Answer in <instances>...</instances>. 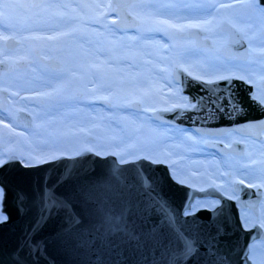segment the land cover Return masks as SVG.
Here are the masks:
<instances>
[{
  "label": "rangeland",
  "instance_id": "obj_1",
  "mask_svg": "<svg viewBox=\"0 0 264 264\" xmlns=\"http://www.w3.org/2000/svg\"><path fill=\"white\" fill-rule=\"evenodd\" d=\"M250 3L251 0H135L132 2L131 10L138 18L139 25L130 28L132 30H127L117 25L119 17L115 11L119 9V0H116L108 10H105L107 0H102L101 3L98 0H53L52 2L43 0L39 5H54L46 9L31 7L32 0H28V6L31 9L28 10L27 25L28 28L31 27L29 37L32 44V46L29 45V50L32 52L33 46L35 51L37 47L47 46V49H51L52 52H46L45 59L52 61L56 59V62L67 51L66 54L71 57L72 62L71 67L67 68L68 71L56 68L58 72L55 74L63 76V79L55 81H62L64 85L52 97L36 101L29 99L26 102L31 111L36 112L38 108L44 106L56 108L58 104L62 105L66 102L80 107V110L89 105L87 100L85 101L88 95L79 94L78 90L84 88L77 81L80 77L86 78L80 68L87 65V73L90 77L86 86L100 83L103 89L113 95L112 101L108 96L101 98L104 101H110V105L106 107L118 115L123 112L121 105L127 104V112H133L137 117L139 116L142 119V126L136 129L127 117L116 116L119 123L117 134L108 127L109 119L101 123L96 122L95 125H101V128L92 125L93 127L88 128L86 132L78 133L73 126L44 121L42 124L35 123L33 129L23 131L22 139L21 134H16L14 130H5L3 134L0 133V157H5L11 151L17 153L23 161L33 163L41 157V154L35 153L39 144L45 143L48 135H61L68 136V140L73 142L71 150H75L76 155L84 149H89L96 154L99 152V156L102 157L114 155L121 164L122 158L129 162L143 157L152 162L159 161L157 163L167 165L173 179L178 183L197 189L210 186L214 172L213 156H210L209 164L192 163L186 158L182 160V152L164 150L167 139L162 133L163 126H169L171 128L169 131L175 133L177 137L183 135L186 128L158 124L153 119L152 113L157 109L190 105L188 96L181 93L180 85L172 77L174 66H179L187 73L207 81L229 76L244 79L253 85L255 98L264 104V16L254 13L249 7ZM57 4L60 6L59 9L56 7ZM68 8L71 10L70 13L66 11ZM224 21L229 22L244 34L250 51L247 61L229 60L218 52V48L229 39L228 34L220 30V25ZM180 24L184 25L183 29L178 27ZM171 25H177V27H171ZM189 28L207 31L203 37L209 39L213 47L194 46L191 40L193 38L185 35ZM85 29H87L86 32ZM44 30H56L57 33L52 38L51 35L45 36L39 33ZM11 31L14 33V28H11ZM92 32L96 36L100 33L103 35L104 43L102 42L101 53L105 59L103 64H101L99 53L96 54L95 61L93 58L84 60L82 55L80 61L77 60L79 53L82 54L84 51L93 53L98 50L97 43L90 44V49L86 45V47L83 46L84 33ZM64 36H69L68 49L57 51V47L61 44L60 40ZM98 42L101 41L98 40ZM80 63L84 66L79 67ZM214 65L222 66L220 69L222 75H210ZM64 66L67 67V65ZM74 74H79L80 77L69 83L68 79H71V75ZM43 84V81L39 80L29 82L28 86L32 88ZM177 93L181 96V102L173 104L172 100ZM92 97H98V94L97 96L93 94ZM134 102H138L141 109L134 108ZM188 130L192 132L187 140L189 145L196 144L207 148L205 142L212 138L196 134L191 129ZM18 138L20 141L17 140ZM261 145L264 150V140ZM185 155L188 153L183 156ZM244 161L245 159L230 161L231 165L228 168L233 169L234 179L237 181L243 179L247 183L259 179L264 184V166L260 167L262 177L255 178L248 172L241 173V170L236 168L235 165ZM193 203L199 206V209L213 206V200L210 198H196ZM247 220L249 225L251 220L249 216ZM250 250L249 258L253 264H264V243L254 244Z\"/></svg>",
  "mask_w": 264,
  "mask_h": 264
},
{
  "label": "snow or ice",
  "instance_id": "obj_2",
  "mask_svg": "<svg viewBox=\"0 0 264 264\" xmlns=\"http://www.w3.org/2000/svg\"><path fill=\"white\" fill-rule=\"evenodd\" d=\"M5 3L6 0H0V24L4 23L7 14ZM17 7L20 5L7 4L9 10ZM31 7L46 9L54 5L34 4ZM249 7L254 13L264 16V0H251ZM178 27L183 29L184 25ZM221 67L214 65L210 75H222ZM61 79L63 76L59 74L49 77V81ZM46 87H52V84L49 82ZM223 87L230 88L229 85ZM248 99L255 101L252 93H249ZM225 104L229 109L235 106L237 111L243 108L236 97L227 93L209 98V107L216 111L224 110ZM97 155L100 153L97 152ZM121 162L126 160L122 158ZM29 163L27 160L21 161L14 154L0 157V229L12 222L13 210L16 215H22L30 204L38 211L21 242L10 252L0 242V264H41L49 254L50 246L49 240L41 233L49 219L60 213L63 214L64 227L55 234L53 242L83 255L82 264H200L202 259L205 264H233L231 253L234 249L225 251L220 244L222 226L217 222V217L222 215L223 209L209 217V225H202L200 218L194 216L200 210L199 206L185 203L177 213L156 193L151 177L137 170L136 175L129 178V169H105L101 175L86 179L67 192L59 190L67 179L65 176H58L51 182L45 178L30 192L14 189L7 182L6 175ZM143 167L140 166L141 169ZM167 179L176 182L171 172ZM240 183L243 184L244 180L241 179ZM249 186H254L252 181H249ZM153 215L159 219L154 221ZM189 215L194 218L185 223L196 226V230H179L176 227L178 219ZM247 223L245 218L240 224L241 230ZM258 226L264 227V223ZM238 257L239 264H248L246 250H241Z\"/></svg>",
  "mask_w": 264,
  "mask_h": 264
},
{
  "label": "water",
  "instance_id": "obj_3",
  "mask_svg": "<svg viewBox=\"0 0 264 264\" xmlns=\"http://www.w3.org/2000/svg\"><path fill=\"white\" fill-rule=\"evenodd\" d=\"M42 1L43 0H32V4L39 5ZM121 1L122 5L118 10L119 19L117 25L124 29L137 27L139 25V20L131 15L125 8L131 5L135 0ZM220 30L227 33L229 39L228 42L223 43L218 48V52L229 60L247 61L250 57V51L244 34L227 21H224L220 25ZM206 33L207 31L198 28H190L188 30V37L195 39L196 45L199 48H212L213 45L211 41L209 39H203ZM16 44L17 43L11 39L9 45L12 47ZM172 76L180 85L182 93L188 96L190 106L157 109L152 113V117L155 121L173 126L188 127L200 135L209 137L236 131L245 136L262 138L264 132V104L257 98H255V101H250L248 99L249 93L253 95L255 93L253 85L249 84L244 79L234 76H229L227 79L220 78L212 81L203 80L187 73L179 66L173 67ZM223 85H229L230 88L226 89ZM225 93L236 97L243 105L242 110L237 111L235 106L229 109L226 104L222 111H216L214 108L209 107L210 97H220ZM0 104L3 108L8 104V99L4 92H1ZM133 107L138 110L141 109L138 102H134ZM217 107H219V105H217ZM205 109H207V111H205ZM174 117L175 119H173ZM17 120L28 129L33 127V117L26 111H19ZM205 146L214 149L216 144L213 140H207ZM220 146L223 152H232V149H225L223 145ZM237 146L239 148L241 147L240 145ZM141 165L144 166L142 169L140 168ZM109 168L129 169L130 171L127 173L129 178L135 176L137 170L141 171L143 175L151 177L153 185L156 187V193H159V197L167 201L177 213L181 211L185 203H193L196 198H205L215 195L214 189L211 186L205 189H197L178 183L177 181L173 183L168 180L167 176L170 170L165 164L153 163L143 157L121 164L114 155L109 154L102 157L89 149L82 150L71 159L61 157L56 161L43 163L37 166L16 168L6 175V180L14 186V189L19 188L25 192H30L32 187L40 184L45 178L51 182L52 179L58 176H65L67 179L60 186L59 190L67 192L71 191L82 181L101 175L103 170ZM243 187L244 194H246L249 188L242 184H236L237 191H241ZM156 193H150V195L155 196ZM222 198L223 205L218 209H200L194 216L200 218L202 225H209V217L214 212H220V210L223 209L222 215L217 217V222L222 226L220 244L223 250L227 251L228 249H234L231 253L233 264H239L238 254L241 250H246L248 253V264H253V261L249 258L251 244L257 239H263L264 233L259 226H256L250 231L241 230V221L235 203L226 200L224 197ZM239 202L242 203L243 207L249 206L248 202L243 199H240ZM258 204L259 201L255 200V202L250 205L256 213L259 211ZM37 214V209L30 204L22 215H16L13 210L12 222L8 223L3 229H0V242L3 243L9 252L21 242L24 232L36 219ZM62 217L63 214L60 213L50 218L41 233V235L49 240L50 244L48 249L49 254L44 257L41 264H44V261H47V264H82L84 260L83 255L53 242L56 239L55 234L64 227V220ZM193 218L192 215H189L182 219H178L176 227L179 230H196V226L185 223V221L192 220ZM152 219L155 221L158 220L159 217L153 215ZM204 230L214 231V229ZM200 264H205V260L202 259Z\"/></svg>",
  "mask_w": 264,
  "mask_h": 264
},
{
  "label": "bare ground",
  "instance_id": "obj_4",
  "mask_svg": "<svg viewBox=\"0 0 264 264\" xmlns=\"http://www.w3.org/2000/svg\"><path fill=\"white\" fill-rule=\"evenodd\" d=\"M52 2L53 0H49V2ZM99 3H101V0H98ZM8 3H14V4H18L20 5V7H17L15 9L9 10L7 8V4ZM59 4L56 5V7H60L58 6ZM133 4L125 7L126 10L133 16H135L132 13L131 10V6ZM31 9L28 6V0H6L5 3V11H6V18L4 20L5 24L10 23L12 28H19V27H24L25 29H22V31L19 30H14V33L9 30L8 32L3 29V27L0 26V59L6 60V61H13V60H17V59H25L28 58L30 59V64H28L26 67H18L16 68V70H11L6 68L4 74L2 75V77H0V89H6L9 90L11 92V96L12 98L10 99V107H9V112H13L16 110H21V111H27L30 114H34L37 117V124H42L44 123V121H53V122H60L62 123L64 126H73L76 128L78 133H83L86 132L88 128H92V125L97 124L96 122L101 123L102 120H110V124L108 125V127L110 128V130H112V132L117 134V129H118V121L116 120L117 117H127L130 121H132V123L134 124L133 126H136V129H138V127L140 128V126H142V119L137 115L133 114V112H127V104L121 105V107L123 108V112H121L120 114L117 115V113H113L111 110H109L106 106L110 105V101L113 100V95L112 93H108L107 90L103 89L102 85H100V83L98 84H94V85H90L89 87L86 86L85 87V91L87 94H90V97L87 99V103H89V105H87L86 107H82L80 110V107L75 106L74 104L70 103V102H66L65 104L62 105H67V107H61V104H58L55 107H42V108H38L36 110V112L31 111L30 107H28L26 105V102L31 99L33 101L36 100H44V99H49L50 97H52L56 91L59 90V88H61L64 83H61L59 81H49V77L52 75H55L56 72H58V70H56V59L54 61L52 60H46V52L47 46H42L44 47V49L40 52V54H38V52L35 51V46H33V51L31 52L29 50V45L32 46L31 44V38L29 37V29L28 28V20H29V15H28V10ZM59 9V8H58ZM67 12H71V10L68 8L66 9ZM136 17V16H135ZM15 18L18 19V21H15ZM137 18V17H136ZM138 19V18H137ZM3 23V24H4ZM5 27V25H3ZM27 25V26H26ZM127 30H132V29H127ZM87 31V29H85V32ZM51 32V33H49ZM8 33H11L12 36H18L20 38V43H18L15 47L13 48H8V47H4V40L7 39L8 37ZM20 33H28V34H20ZM39 33H43L45 36L46 35H51L52 38L56 35L57 31L56 30H44V31H40ZM101 36H103L101 33L100 35H97L95 33H91V35L88 37V39L83 38L84 40V47L87 46V44L89 43H97L99 44V48L98 50H95V52H83V56L84 58H86V56H88L89 59L92 60V58L95 60H97V53L100 54V58H101V64L104 63L105 59H104V55H102V51H103V46H102V41H101ZM98 40H100L101 42L99 43ZM86 45V46H85ZM80 55H78L77 60L78 62L80 61ZM40 60V61H39ZM86 60V59H85ZM44 64V66H43ZM51 64L54 66H51ZM74 64V63H73ZM87 64V63H86ZM81 63L79 64V67L84 66L81 65ZM46 66V68H45ZM50 67V68H49ZM27 69V70H26ZM79 69V68H78ZM82 69L84 76L86 77V79L81 78L79 74H74L71 75V79L69 83L75 81L76 79H78L80 77L79 82H84L86 83V81L88 82V77H90V74L87 73V65L84 66V68H80ZM39 70V71H37ZM40 70H42L44 76L42 78L41 81H43V85H36V87H29L28 84L29 82H35L38 81V79H32V80H28L27 83L25 82V74L26 73H38L40 72ZM37 71V72H36ZM66 71V70H64ZM89 76H88V75ZM9 82H12V84H9ZM52 84V87H46V84L48 83ZM32 86V85H31ZM97 96L98 97H92V95ZM179 93H177L175 96V99H173V104H179V102H181V96L178 95ZM109 97L110 101H104L103 99H101L102 97ZM86 101V100H85ZM109 102V103H107ZM125 109V110H124ZM134 109V108H133ZM136 110V109H134ZM138 111V110H137ZM135 113V112H134ZM117 116V117H116ZM82 120V122H80ZM0 123H3L5 125V130L9 131V130H14V132L18 135H20L23 131H25L23 128H21V126H11L10 123H8V121L5 119V115L2 113L1 109H0ZM75 124H77L75 126ZM166 125V124H165ZM96 126V125H95ZM101 125L96 126V128H101ZM171 126V125H170ZM181 127V126H178ZM164 130L162 131V133H164V135L166 136V142L164 144V150H173V151H179L182 152V154H187L183 156L182 155V160H184L185 158L188 159L190 162L192 163H199V162H205L207 164H209L211 162V157L213 156V149L210 148H205V147H200L196 144L194 145H189V141L187 142L188 138L191 137V133L188 129V127H184L186 128L185 133L183 135H180L179 137H177V135L171 131V128L169 126H163ZM188 128V129H187ZM168 130V131H167ZM170 130V131H169ZM193 130V129H191ZM5 132V131H4ZM170 132V133H169ZM197 133V132H196ZM16 135V136H18ZM21 139L22 134L20 135ZM196 139V138H195ZM18 141H20V139H17Z\"/></svg>",
  "mask_w": 264,
  "mask_h": 264
},
{
  "label": "flooded vegetation",
  "instance_id": "obj_5",
  "mask_svg": "<svg viewBox=\"0 0 264 264\" xmlns=\"http://www.w3.org/2000/svg\"><path fill=\"white\" fill-rule=\"evenodd\" d=\"M8 2H9V0H8ZM115 2H116V0H107L105 10H108V8H110L112 6V4ZM119 2H120L119 9H120V7L122 5V3H121L122 1L119 0ZM118 10L115 12L117 13V15L119 17ZM101 14H103L102 11H101ZM15 21H18V19L15 18ZM3 25H5V27L2 26V24H0V26L3 27V29H5L7 32L9 30H11V28H12L10 23H8V24L4 23ZM22 29H25V28L24 27H22V28L21 27H19V28L15 27L14 28V30H19V31H22ZM20 34L26 35L27 33H20ZM84 35H85L84 38L88 39V37L91 35V33H84ZM185 35L188 37V31L185 33ZM208 37H209V35H208ZM11 39H13L17 44L20 43V41H21L18 36H12L11 33H8L7 39H5L3 41L4 47L13 48L17 45L16 44L15 46L11 47L9 45ZM203 39H205V37H203ZM191 40H193L194 46L197 47L195 39H191ZM101 41L104 43V38L102 36H101ZM68 42H69V36L62 37V39L60 40L61 44L59 47H57L56 50L57 51H63L64 48H66V50H67L68 49V46H67ZM90 44L92 45V42L87 44V48H89V49L91 48ZM43 49H44V47H42V46L37 47L36 52H38V54H40V52ZM46 49H47V47H46ZM47 52H52V51H51V49L50 50L47 49ZM66 52L63 53V56L60 57V60L58 62H56L55 66L57 68H62L63 70L68 71L67 68L71 67L72 62H71V57L69 55H67ZM79 55L80 56L82 55V58L84 60L88 59V56H86V58H84L83 53L82 54L79 53ZM30 63H31L30 59H28V58L17 59V60H13V61H6L3 59H0V77H2L6 68L11 69V70H16V68L26 67ZM65 63H67V64H65ZM64 65H67V67H65ZM43 76H44L43 72L26 73L24 79H25L26 83H27L29 78H31L29 80L38 79V81L39 80L41 81ZM84 79H86V78H84ZM87 83H88L87 81H86V83L79 82V85L83 86V88H84L83 90H81V89L78 90L79 94L80 93L87 94V93H85V86L87 85ZM9 84H12V82H9ZM1 92H4L5 96L8 99V104L5 108H3L0 104V109H1L2 113L5 115V119L8 121V123H10L11 126L17 127V125H18V126H21V128H23L25 131L29 130L25 126L21 125L17 120V115H18L19 111H21V110L9 112L10 99L12 98L11 92L9 90H6V89H0V95H1ZM87 95H88V97H87V99H88L90 97V94H87ZM87 99H85V100H87ZM32 117H33V127L31 129L34 128V125L37 121V117L35 115H32ZM4 131H5V125L3 123H0V133L3 134ZM68 139H69L68 136H61V135H50L49 136L48 135L46 142L40 143L39 144L40 146L35 151L36 154H41V157H38L33 163H30L27 166H37V165H40L43 163L56 161V160L60 159L61 157L67 158V159H71V158L75 157L76 156L75 150H71V146L73 145V142H71ZM212 140L214 141L216 146L213 149V161H214V164H213L214 168L213 169H214V172H213V177H212L213 181H212V184L210 186L213 187L215 195L210 196V197H205V198H210L211 200H213V206L211 208H201V209H210V210L218 209L219 207H221L223 205V198L222 197H224L226 200L235 203V206H236V209L238 210V214H239V218H240L241 223L244 222L245 218H247L248 216L250 217V219H251L250 224L249 225L246 224L243 229L245 231L253 230L260 223H262V222L264 223V184L259 179L252 181V184L254 186H249V183L244 181V183L242 185L248 187L249 191H247V193L244 194V187L241 188L243 191L242 190L237 191L236 190V184H241L240 180L237 181L234 179L233 169L228 168V166L231 165L230 161H237L239 159H245L244 162L235 165L236 168L240 169L241 173L248 172L250 174V176H252V177L261 178L262 174L260 173L261 172L260 167L262 165L264 166V150H263V146L261 145V143L264 140V132L262 134V138H256V137L242 135L236 131H230L224 135H216L212 138ZM220 145H223V147L225 149H232L231 150L232 152H223L220 148L221 147ZM237 145H240L241 147L239 148ZM10 154L16 155L21 161H23L17 153L11 152V151L8 152L5 155V157L9 156ZM250 161H251V163H249ZM246 164L248 165L247 167H245ZM240 199L247 201L249 206L243 207L242 203L239 202ZM255 200L259 201L258 213H256L254 211V209L251 208V206H250L251 204H253V202H255ZM260 229L264 233V227H260ZM257 243H264V238L263 239L260 238V239L255 240L251 244V246L254 244H257ZM250 253H251V250H250Z\"/></svg>",
  "mask_w": 264,
  "mask_h": 264
}]
</instances>
